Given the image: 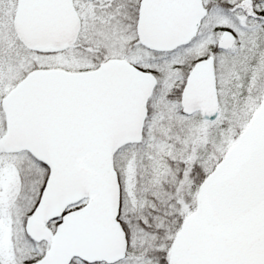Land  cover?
I'll return each instance as SVG.
<instances>
[{
	"label": "snow or ice",
	"instance_id": "6c2138e0",
	"mask_svg": "<svg viewBox=\"0 0 264 264\" xmlns=\"http://www.w3.org/2000/svg\"><path fill=\"white\" fill-rule=\"evenodd\" d=\"M0 264H264V0H0Z\"/></svg>",
	"mask_w": 264,
	"mask_h": 264
}]
</instances>
